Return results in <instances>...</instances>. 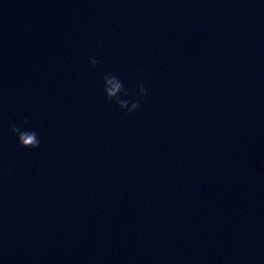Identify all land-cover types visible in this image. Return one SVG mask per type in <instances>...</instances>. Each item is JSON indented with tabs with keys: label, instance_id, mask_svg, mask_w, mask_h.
Here are the masks:
<instances>
[{
	"label": "water",
	"instance_id": "95a60500",
	"mask_svg": "<svg viewBox=\"0 0 264 264\" xmlns=\"http://www.w3.org/2000/svg\"><path fill=\"white\" fill-rule=\"evenodd\" d=\"M0 264H264V0H0Z\"/></svg>",
	"mask_w": 264,
	"mask_h": 264
},
{
	"label": "clouds",
	"instance_id": "9594fccd",
	"mask_svg": "<svg viewBox=\"0 0 264 264\" xmlns=\"http://www.w3.org/2000/svg\"><path fill=\"white\" fill-rule=\"evenodd\" d=\"M90 63L95 66L99 63V60L92 56L90 57ZM103 92L105 97L114 101L121 109H125L127 113H132L140 107L139 99L133 100L131 103L127 97L129 95L127 89L124 86L123 81L112 73H105L102 77ZM138 92L140 96L147 95V89L142 82H138ZM28 117H25L22 123H13L10 126V131L17 136L18 143L24 148L36 149L40 146V139L35 130H32L26 125L28 124Z\"/></svg>",
	"mask_w": 264,
	"mask_h": 264
}]
</instances>
